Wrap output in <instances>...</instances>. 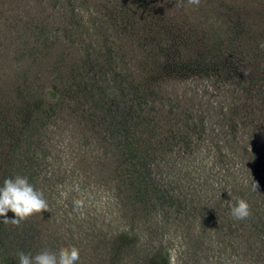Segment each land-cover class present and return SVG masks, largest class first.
Instances as JSON below:
<instances>
[{
    "label": "trees",
    "instance_id": "obj_1",
    "mask_svg": "<svg viewBox=\"0 0 264 264\" xmlns=\"http://www.w3.org/2000/svg\"><path fill=\"white\" fill-rule=\"evenodd\" d=\"M9 2L14 0H0V47L10 50L16 71L6 81L0 76V181L21 175L36 187L34 160L29 156V145L25 147L24 143H29L26 133L35 129L33 124L39 113L52 117L55 111L61 112L64 100L69 104L66 110L73 111L75 107L84 111L81 105L85 106L87 99L98 105L101 100L94 96L102 99L107 95L111 98L106 101L110 104L107 114L102 115L98 108L108 128L89 125L85 141L93 138L98 156H92L93 160L112 163L106 159H113L120 167L124 182L118 188L126 193L130 209L141 204L151 211L166 197L158 173V166L164 163H160V157L168 159L175 154L165 161L166 168L174 171L173 159L182 158L186 147L207 142L194 138L192 133L200 132L212 140L216 136L218 143H224L218 152L229 148L226 143H233L237 155L243 157L233 169L239 179L232 188L252 189L244 198L252 199L249 218L253 237L264 247V156L260 149L246 143L264 136V93L258 86L254 95L252 82L261 86L257 75L239 71V67L249 66L250 58L259 62L255 72L264 70V0H17V5H23V23L17 5L10 7ZM13 12L15 16L8 22ZM78 14L86 16L82 24L77 22ZM174 18L179 21L178 26ZM197 18H201L200 23H195ZM84 30L96 41L87 45L81 41ZM105 30L118 34L116 45L104 34ZM112 45L120 52L133 50L136 45L139 54L129 56L109 72L104 70L109 59L94 55L98 64L93 66V85L81 83L84 89L80 88V94L76 90L80 83L74 80L78 76L73 72L79 63L81 70L83 63H89V57L81 61L80 54L83 57L85 50L95 48L97 52L108 51L107 46ZM68 47L72 49L66 50ZM73 59L80 61L72 64ZM128 67L142 75L134 74ZM123 79L125 85L139 82L140 87L151 89L152 101L145 103L140 99L133 111L130 107L136 116L128 123L124 110L117 127L112 120L116 117L112 106L122 94ZM215 79L222 80L218 82L226 90L204 91L203 82ZM187 80L192 86L184 85ZM78 95L80 103L74 101ZM41 108L46 112L42 113ZM256 144L264 148V143ZM227 192L231 194L232 190ZM144 193L147 196L142 197ZM257 197L261 199L256 201ZM6 216L12 218L14 214L9 211ZM39 219L40 212H34L19 224L0 222V264H10L9 260L22 250L17 248L14 255L10 254L13 249L5 238L12 235L23 243V252L42 248L38 238L45 229ZM59 224L60 231L46 233L50 248L86 249L89 241L79 239L82 242L76 243L77 236L69 223ZM89 231L92 230L86 229L85 233Z\"/></svg>",
    "mask_w": 264,
    "mask_h": 264
},
{
    "label": "rangeland",
    "instance_id": "obj_2",
    "mask_svg": "<svg viewBox=\"0 0 264 264\" xmlns=\"http://www.w3.org/2000/svg\"><path fill=\"white\" fill-rule=\"evenodd\" d=\"M182 1L186 3V0H179V3ZM8 4L10 7H16L17 0ZM17 11L23 23L22 4L18 3ZM12 15L14 17L15 12L9 14L8 22L13 18ZM85 17L78 14L77 22L82 24ZM189 17L191 18L190 14ZM208 20L215 22L214 19ZM194 21L200 23L201 18ZM174 22L175 26H178L179 21L174 18ZM153 27L155 26H152V29ZM104 34L116 45L118 34L112 33L111 30H105ZM2 36L0 33V39ZM80 40L86 45L90 41H96L88 31L82 34ZM98 41L97 38V43ZM115 45L107 46L109 50L111 49L110 52L106 49L97 52V48L93 51L85 50L83 57L80 54V60H85L84 57L88 56L89 63H83V70L80 60L75 62L73 59L72 64L79 63L73 73L75 77L78 76L74 80L80 83L76 88L80 94V88L84 89L81 83H85L86 86L93 85L96 75L93 66L98 64L94 61L96 60L94 55L109 59L108 68H104L109 72L117 64L122 65V61L129 56L139 54V46L135 45L133 50L120 52L114 48ZM69 49L72 48L68 47L66 50ZM2 55L0 76L6 81L14 75L16 69L12 68L10 50L0 47V56ZM258 64V61L250 58L249 66L239 67L243 74L254 73L260 78L261 86L252 82L254 95L257 94L259 87H262L264 93V70L255 72ZM128 70L142 75V72L135 71V68L128 67ZM124 72L125 70H122L121 75ZM125 81L123 79L122 94L113 100L115 102V106H112L113 114L116 117L112 120L117 127L119 116L124 110L128 123L136 116L129 111L130 107L133 111L135 108L132 107L140 99L145 100V103L152 101L149 97L151 89L140 87L139 82L131 85L127 82L125 85ZM218 81L222 82L220 79L203 82L202 88L209 93H217L216 89L226 90L224 84ZM184 85L192 86L188 80ZM80 97V95L74 97V101L80 103ZM94 98L102 102L97 105L93 99H87L86 105H81L85 107L84 111L75 107L73 111L66 110L69 106L68 100H64L61 112L55 111L52 117L41 108L40 111L45 114L39 113L33 124L35 129L26 133L29 143H24V146L29 145V156L34 160L36 188L43 191L48 202L47 209L40 210L41 219L38 220L45 229L38 238L42 247H50L46 233L60 231L59 223L66 221L73 228L72 233L77 236L74 240L76 243L89 241L86 249L79 247L80 259L77 264H264L263 243L253 237L255 232L249 215L243 220H237L230 213V206L235 203L237 197L246 200L249 212L252 210V199L244 198L246 192H252V189L232 188L239 179L233 169L243 161V157L237 155L233 143H226L229 148H223L218 152L217 148L224 145L218 143V137L213 136L212 140L210 136L200 132L192 133L194 138L198 137L207 142L194 143L186 147L182 158L173 159L174 171L166 168L165 161L175 154L168 159L159 158L160 163L164 161L158 166V173L162 178L166 197L161 198L151 211L143 209L141 204L130 209L126 193L118 188L124 182V177L118 170L120 167L113 159H106L112 163L96 162L95 158L93 160L92 156L97 153L93 138L85 141L89 136L90 126L95 125L103 130L108 128L103 122L102 115L107 114L110 104L106 101L111 98L107 95L102 98L103 100L98 96ZM98 107L102 110V115ZM30 127L32 128V124ZM246 141L249 146L260 149L264 156V148L256 144L264 143V136L263 138L256 136ZM32 147L34 150L30 149ZM228 189L232 190L231 194L227 192ZM143 196H147L146 193ZM260 199L257 197L256 201ZM131 201L130 199V204L134 205ZM86 229L92 231L85 233ZM123 235L126 236L121 237ZM14 237L15 235L9 239L5 238L8 241L7 246L13 249L11 255L15 254L17 248L23 251V243L18 237ZM79 239L82 241H78ZM83 251L87 253L84 254ZM9 263L18 264L17 257L10 259Z\"/></svg>",
    "mask_w": 264,
    "mask_h": 264
},
{
    "label": "clouds",
    "instance_id": "obj_3",
    "mask_svg": "<svg viewBox=\"0 0 264 264\" xmlns=\"http://www.w3.org/2000/svg\"><path fill=\"white\" fill-rule=\"evenodd\" d=\"M253 187H257L255 182ZM47 207L43 191L30 183L26 176L4 177L0 181V218H3L0 222L19 224ZM9 211L14 214L12 218L6 216ZM230 213L237 220L245 219L250 214L247 201L237 197L230 206ZM79 259V249L75 246L42 247L33 253H17L18 264H77Z\"/></svg>",
    "mask_w": 264,
    "mask_h": 264
}]
</instances>
